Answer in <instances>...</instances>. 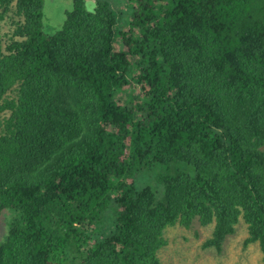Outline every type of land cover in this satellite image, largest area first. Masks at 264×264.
<instances>
[{"label": "trees", "instance_id": "16d2710c", "mask_svg": "<svg viewBox=\"0 0 264 264\" xmlns=\"http://www.w3.org/2000/svg\"><path fill=\"white\" fill-rule=\"evenodd\" d=\"M130 1L0 0V264H158L194 221L264 255V0Z\"/></svg>", "mask_w": 264, "mask_h": 264}, {"label": "rangeland", "instance_id": "374dc122", "mask_svg": "<svg viewBox=\"0 0 264 264\" xmlns=\"http://www.w3.org/2000/svg\"><path fill=\"white\" fill-rule=\"evenodd\" d=\"M70 0H45L44 14L53 26L59 25L64 18L65 10ZM133 7L130 0H122L120 9L127 10ZM20 19L13 12L8 13L0 20V37L14 30ZM142 182V181H141ZM139 182V183H141ZM4 217L0 219V237L3 233ZM214 224L202 226L194 221L189 228L176 225L165 229L163 240L166 244L156 253L158 264H264V255L258 243L245 245L249 237L247 225L243 220L235 225L234 233L227 236L220 247H205L207 240L211 239Z\"/></svg>", "mask_w": 264, "mask_h": 264}]
</instances>
